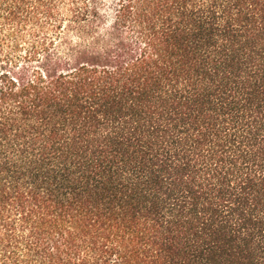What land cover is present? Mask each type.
<instances>
[{"label":"trees","instance_id":"16d2710c","mask_svg":"<svg viewBox=\"0 0 264 264\" xmlns=\"http://www.w3.org/2000/svg\"><path fill=\"white\" fill-rule=\"evenodd\" d=\"M0 264H264V0H0Z\"/></svg>","mask_w":264,"mask_h":264}]
</instances>
